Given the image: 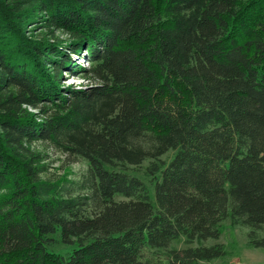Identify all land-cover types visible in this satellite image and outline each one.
I'll list each match as a JSON object with an SVG mask.
<instances>
[{"label": "trees", "instance_id": "trees-1", "mask_svg": "<svg viewBox=\"0 0 264 264\" xmlns=\"http://www.w3.org/2000/svg\"><path fill=\"white\" fill-rule=\"evenodd\" d=\"M227 220L264 248V0H0V264H211Z\"/></svg>", "mask_w": 264, "mask_h": 264}, {"label": "rangeland", "instance_id": "rangeland-1", "mask_svg": "<svg viewBox=\"0 0 264 264\" xmlns=\"http://www.w3.org/2000/svg\"><path fill=\"white\" fill-rule=\"evenodd\" d=\"M83 62V58H79L77 61L78 64H82ZM63 80L65 86L74 88L84 87L88 83V81L79 76V74L76 76L73 74H65ZM45 153H47L48 163L51 166L47 176L53 181H64L62 179L66 178L68 182L65 181L63 184L73 190L75 186L71 182H77L83 178L88 169V162L83 158H76L71 161L66 155L50 146L45 147ZM173 155L174 152L170 151L164 156V159L169 160ZM147 164L148 162H145L143 167L139 168L130 167L128 172L142 179L147 184L154 197L155 192L151 178L143 173ZM77 188L76 191H73L74 194H78L79 190ZM248 232L249 229L245 226H233L229 220L225 221L222 225L220 237L218 239H208L205 242L208 246L218 243L225 246L226 255L214 260L211 264H264V248L250 247L247 235ZM259 234L260 237H264V227ZM177 246L183 248L187 245L184 243L183 239ZM74 248V245H63L59 243L48 246L49 251L62 254L65 257H67Z\"/></svg>", "mask_w": 264, "mask_h": 264}]
</instances>
